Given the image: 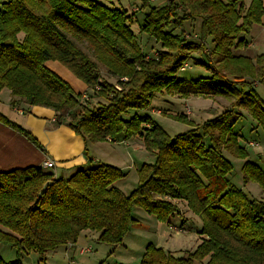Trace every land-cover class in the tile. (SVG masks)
<instances>
[{
  "label": "trees",
  "instance_id": "obj_1",
  "mask_svg": "<svg viewBox=\"0 0 264 264\" xmlns=\"http://www.w3.org/2000/svg\"><path fill=\"white\" fill-rule=\"evenodd\" d=\"M146 7L139 18L99 0H0V90H9L12 105L51 108L55 123H66L85 144L116 142L123 133L124 140L141 137L155 153L154 163L138 169L139 183L128 195L114 185L124 171L102 162L68 178L43 166L0 170V244L17 256L0 257V264H24L22 254L32 251L41 264L47 252L74 244L84 230L99 232V241L114 251L137 222L134 208L169 222L181 212L179 201L201 220L196 247L175 257L149 243L140 264H264V200L230 182L232 164L223 155L244 158L243 184L254 182L264 193V168L248 158L233 131L244 107L264 134V99L255 87H264V53L252 58L239 51L247 45L243 35L261 22L263 0H167L159 7L142 0ZM198 19V34H188L187 22ZM134 23L161 46L152 56L138 43ZM189 59L210 75L179 78ZM48 61L61 64L86 89L74 90ZM98 63L120 89L101 79ZM158 93L232 101L199 127L188 121L192 128L170 137L151 117L129 113L148 108ZM168 116L186 121L184 114ZM0 121L37 144L1 113Z\"/></svg>",
  "mask_w": 264,
  "mask_h": 264
},
{
  "label": "rangeland",
  "instance_id": "obj_2",
  "mask_svg": "<svg viewBox=\"0 0 264 264\" xmlns=\"http://www.w3.org/2000/svg\"><path fill=\"white\" fill-rule=\"evenodd\" d=\"M103 1H106L109 6L120 7V4H118L120 2H117L118 0L114 2L109 0ZM136 1L122 0L121 4L127 6L125 9H129ZM140 1L142 2V0ZM242 1L245 5H248L250 2V0ZM166 2L167 0H155L152 5L159 7L165 5ZM185 28L188 34H198L200 20L198 19L197 22H187ZM131 29L136 35V39L142 49L145 52L148 51L147 54H151L152 56V52H155L153 51L154 48H161L159 43H155V40L149 38L146 33L139 32L137 23L132 24ZM174 33L178 34L179 30H174ZM243 36L249 39L246 34ZM82 47L94 59L93 54L83 45ZM150 48L152 49L149 50ZM262 52H264V48H252V53ZM192 55L200 57L197 53H193ZM256 56L254 55V57ZM98 65L101 79L120 89L116 85V78L111 76L102 64L98 63ZM184 69L178 72L177 75L179 78L197 79L210 75L209 71L204 67L193 64L192 59L187 61ZM64 79L70 83L74 90L79 89V86L75 84V79H78L74 75L71 78L64 77ZM231 101L232 99L221 96H189L183 98L176 94L158 93L154 95L151 105L148 108L130 110L129 113L131 115L137 113L142 116L151 117L168 136L173 137L186 132L192 126L199 127L207 119L229 108ZM238 111L243 116L236 122L233 131L238 133L240 145L246 150L248 158L253 161L258 160L260 166L264 168L263 131L261 128L256 127L255 120L246 108L240 107ZM130 114L124 115L123 117L128 118ZM174 114H184L186 121L176 120L168 116ZM188 121H190L192 126L188 124ZM123 137L124 134L120 133L115 140L116 142L110 143L115 153H111L114 159L109 164L120 168L126 174L124 178L117 180L114 185L124 194L128 195L139 183L138 169L143 163H154L155 153L146 148L141 137L135 136L125 139V141H128V144L122 143L124 140ZM103 146L108 149L107 145L103 144ZM223 155L232 164V170L227 175L230 182L234 186L241 188L249 197L264 200V193L258 184L254 182L243 184L241 167L245 159L236 157L228 151H223ZM70 175L64 176V178H68ZM178 205L181 210L180 214L174 215L169 222L158 220L143 208H134L132 216L137 219V222L130 226L127 235L123 239V245L117 247L114 251H112L113 248L111 245L99 241V232L84 230L73 245L69 243L60 245L53 251L47 252L41 264H69V260L72 261V264H140L142 254L149 243L162 248L163 251L169 252L175 257H181L196 247L199 241L196 227H200L201 220L197 215H192L183 202L179 201ZM182 219H186L184 223L186 226H184L183 230L180 228ZM82 249H90V251L85 252L84 250V252H81ZM0 257L5 261H10L14 260L17 256L12 247L7 244H0ZM21 259L24 264H37L40 255L32 251L23 253Z\"/></svg>",
  "mask_w": 264,
  "mask_h": 264
},
{
  "label": "crops",
  "instance_id": "obj_3",
  "mask_svg": "<svg viewBox=\"0 0 264 264\" xmlns=\"http://www.w3.org/2000/svg\"><path fill=\"white\" fill-rule=\"evenodd\" d=\"M107 4L106 1L99 0ZM114 2L115 0H109ZM120 2L119 8H127ZM155 0H147L148 6H153ZM264 5V0H263ZM142 2L137 0L132 7L125 9L128 13L136 12L141 18L149 7L141 8ZM247 45L239 51L250 57L261 53H252V48H264V15L261 22L254 24L246 34ZM264 53V52H262ZM60 76L72 77V74L56 61L46 63ZM75 84L79 86L76 91L83 92L86 87L80 80L75 79ZM75 85V86H76ZM256 91L264 99V87L256 84ZM12 96L7 89L0 90V113L10 121L15 122L28 130L36 140L37 144L28 137L0 121V170L7 171L15 168L27 166H43L46 160H52L55 164L53 168H45L55 176H68L81 167L97 162L112 163L114 158L111 153H115L114 148L108 140L96 143L85 144L83 138L76 134L66 123L56 124L55 113L51 108L44 106H26L23 103L12 105ZM128 144L123 140L122 143ZM103 144L107 145L106 149ZM110 145V146H108ZM111 149V150H110ZM113 149V151H112ZM91 161V163H88ZM181 223V222H180ZM73 245V244H71ZM73 247V246H72Z\"/></svg>",
  "mask_w": 264,
  "mask_h": 264
},
{
  "label": "built area",
  "instance_id": "obj_4",
  "mask_svg": "<svg viewBox=\"0 0 264 264\" xmlns=\"http://www.w3.org/2000/svg\"><path fill=\"white\" fill-rule=\"evenodd\" d=\"M186 67V64H184V66L181 68V69H184ZM83 98H87V94L86 93H83ZM189 109V108H188ZM55 166L54 162L52 160H46L44 163H43V167L45 168H53ZM83 250V251H82ZM81 252H89L90 249H82ZM69 264H72V261L69 260Z\"/></svg>",
  "mask_w": 264,
  "mask_h": 264
},
{
  "label": "water",
  "instance_id": "obj_5",
  "mask_svg": "<svg viewBox=\"0 0 264 264\" xmlns=\"http://www.w3.org/2000/svg\"><path fill=\"white\" fill-rule=\"evenodd\" d=\"M48 184H49V181H47V182L43 185L42 189L40 190L39 195L42 194V192L46 189V187L48 186Z\"/></svg>",
  "mask_w": 264,
  "mask_h": 264
}]
</instances>
